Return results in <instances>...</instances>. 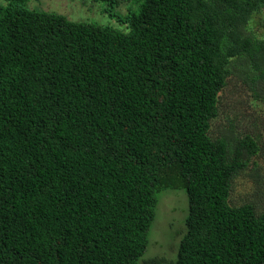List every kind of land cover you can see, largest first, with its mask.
<instances>
[{"label": "trees", "instance_id": "1", "mask_svg": "<svg viewBox=\"0 0 264 264\" xmlns=\"http://www.w3.org/2000/svg\"><path fill=\"white\" fill-rule=\"evenodd\" d=\"M27 1L0 0V264H140L165 189L185 231L145 264H264V210L230 202L257 147L210 134L232 64L264 98V0H94L116 27Z\"/></svg>", "mask_w": 264, "mask_h": 264}, {"label": "rangeland", "instance_id": "2", "mask_svg": "<svg viewBox=\"0 0 264 264\" xmlns=\"http://www.w3.org/2000/svg\"><path fill=\"white\" fill-rule=\"evenodd\" d=\"M28 0L22 4L29 10L50 11L64 15L72 21H88L116 27L102 10L106 8L94 0ZM112 12V11H111ZM117 14H125L122 5L114 9ZM116 14V15H117ZM248 34L264 38V9L253 14L248 24ZM233 65L235 67H233ZM231 75L219 95L218 116L211 123L210 134L214 138H225L234 143L245 138L252 139L257 147L256 155L248 161L247 168L233 181L230 194L232 205L250 203L257 211L264 210V98L260 81L252 83L257 75L253 65L232 64ZM229 144V143H228ZM188 204L184 190H162L158 194L155 220L148 236L147 252L140 264L150 258L171 261L175 259L179 240L185 231Z\"/></svg>", "mask_w": 264, "mask_h": 264}]
</instances>
